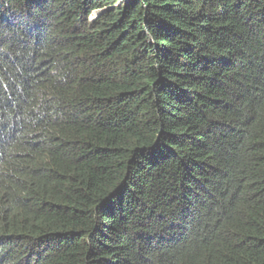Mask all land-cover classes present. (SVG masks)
I'll list each match as a JSON object with an SVG mask.
<instances>
[{"label":"trees","instance_id":"1","mask_svg":"<svg viewBox=\"0 0 264 264\" xmlns=\"http://www.w3.org/2000/svg\"><path fill=\"white\" fill-rule=\"evenodd\" d=\"M0 264H264V0H0Z\"/></svg>","mask_w":264,"mask_h":264}]
</instances>
